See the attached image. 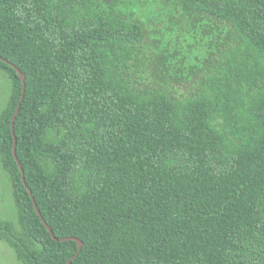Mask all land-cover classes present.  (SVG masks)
I'll list each match as a JSON object with an SVG mask.
<instances>
[{
	"label": "trees",
	"instance_id": "trees-1",
	"mask_svg": "<svg viewBox=\"0 0 264 264\" xmlns=\"http://www.w3.org/2000/svg\"><path fill=\"white\" fill-rule=\"evenodd\" d=\"M0 56L20 264H264V0H0Z\"/></svg>",
	"mask_w": 264,
	"mask_h": 264
},
{
	"label": "rangeland",
	"instance_id": "rangeland-1",
	"mask_svg": "<svg viewBox=\"0 0 264 264\" xmlns=\"http://www.w3.org/2000/svg\"><path fill=\"white\" fill-rule=\"evenodd\" d=\"M163 25V23H161ZM193 83L188 82L181 88H191ZM10 91V79L0 69V112L4 107ZM0 218L16 222V208L11 194L10 182L5 170L0 165ZM0 264H20L15 258L13 250L4 242L0 241Z\"/></svg>",
	"mask_w": 264,
	"mask_h": 264
},
{
	"label": "water",
	"instance_id": "water-1",
	"mask_svg": "<svg viewBox=\"0 0 264 264\" xmlns=\"http://www.w3.org/2000/svg\"><path fill=\"white\" fill-rule=\"evenodd\" d=\"M0 59L3 60L4 62L8 63L9 65H11V66L17 71V73L19 74V76H20V78H21V81H22V93H21V97H20V100H19V102H18V104H17V106H16V109H15V111H14V113H13V115H12V119H11V131H12V134H13V121H14V118H15V116H16L18 110H19V106H20V104H21V101H22V98H23V95H24V91H25V75H24L23 72H21V70H20L16 65H14L13 63H11L9 60L4 59V58L1 57V56H0ZM14 142H15V138H14ZM13 153H14V157H15V159L17 160L16 154H15V145H13ZM17 164H18V167H19L20 172H21V179H22V182H23L24 186L28 189V186H27V184L25 183V177H24V173H23L22 165H21V163H20L18 160H17ZM29 194H30L31 200H32V202H33V206H34V209H35L36 213L38 214V216L40 217L41 221L43 222V224L45 225V227H46L47 230L49 231L50 235H51L54 239H57V237L53 234V232H52V230H51V227L47 224V222L45 221V219H44L43 216L41 215V213H40V211H39V209H38V207H37V204H36V202H35L34 196H33L32 192H31L30 190H29ZM72 238H74V239L77 241V243H78V248H77V251L75 252V254H73V255L67 260L66 264H69L70 261L78 255V253H79V251H80V249H81V246H82V241H81V240H79V239L76 238V237H72ZM60 239H64V238H60Z\"/></svg>",
	"mask_w": 264,
	"mask_h": 264
}]
</instances>
